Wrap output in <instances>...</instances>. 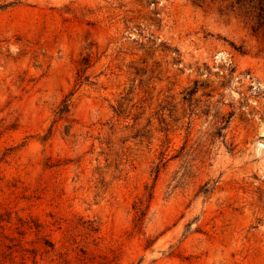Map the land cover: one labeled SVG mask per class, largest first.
<instances>
[{"label":"rangeland","instance_id":"374dc122","mask_svg":"<svg viewBox=\"0 0 264 264\" xmlns=\"http://www.w3.org/2000/svg\"><path fill=\"white\" fill-rule=\"evenodd\" d=\"M259 7L0 0V264H264Z\"/></svg>","mask_w":264,"mask_h":264},{"label":"trees","instance_id":"16d2710c","mask_svg":"<svg viewBox=\"0 0 264 264\" xmlns=\"http://www.w3.org/2000/svg\"><path fill=\"white\" fill-rule=\"evenodd\" d=\"M237 1H241V0H237ZM258 3H259V17L262 18L263 14H264V0H258ZM200 86H198V83H194V86L192 88H187L186 90H184V96H183V100L186 101V102H190L192 97L198 92V89H199ZM68 107L65 105L64 108L61 110L60 114H63V113H66L68 112L67 111ZM225 126H223L222 128L219 129V132H218V135L219 136H222L221 135V130L224 129Z\"/></svg>","mask_w":264,"mask_h":264}]
</instances>
